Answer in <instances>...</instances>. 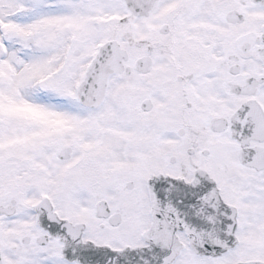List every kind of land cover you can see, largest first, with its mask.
Instances as JSON below:
<instances>
[{"label": "snow or ice", "instance_id": "6c2138e0", "mask_svg": "<svg viewBox=\"0 0 264 264\" xmlns=\"http://www.w3.org/2000/svg\"><path fill=\"white\" fill-rule=\"evenodd\" d=\"M0 264H264V0H0Z\"/></svg>", "mask_w": 264, "mask_h": 264}]
</instances>
